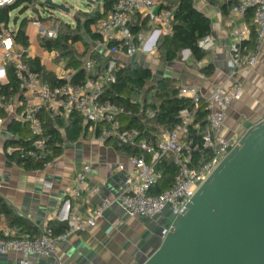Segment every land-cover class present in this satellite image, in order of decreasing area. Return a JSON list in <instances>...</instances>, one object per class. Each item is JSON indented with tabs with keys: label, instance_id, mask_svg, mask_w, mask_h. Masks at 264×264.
Masks as SVG:
<instances>
[{
	"label": "built area",
	"instance_id": "2783aa9c",
	"mask_svg": "<svg viewBox=\"0 0 264 264\" xmlns=\"http://www.w3.org/2000/svg\"><path fill=\"white\" fill-rule=\"evenodd\" d=\"M16 1L0 0V8L11 6ZM87 1L92 6L101 4V0ZM163 4L159 0L115 2L105 17L92 27L98 34V38L92 42L94 51L110 56L111 59L103 74L95 78L88 76L82 84L68 81L52 87L41 82L24 61L28 49L16 46L13 27L0 24V75L4 77L7 66L12 65L23 97L20 101H13L0 95V112L25 123L34 138L30 148L17 152L19 159L42 163L44 168H54L57 165V158L52 157L53 151L48 143L50 136L44 132V111L59 116L78 112L86 122L101 124V141L115 139L121 145L141 151V154L130 155L131 170L125 175L121 191L116 196L101 199L85 215L75 208L70 214L68 227L62 234L51 237L45 227L39 235L18 236L8 226H0V255L18 254L20 258L17 264H30L31 255L53 257L60 264L59 243L96 227L104 213L114 205H118L126 215L135 219L141 216L153 218L169 203L174 219L182 213L200 185L242 138L243 135H236L233 137L234 143L230 144L229 139L220 135L228 108L242 96V88L236 81L220 84L208 95L201 94L194 87H180L179 97L191 100L195 109L201 102L205 104L207 127L202 133L199 145L185 141L189 126L194 120V110H181L180 123L171 130L163 131L155 143H149L140 137L136 129H122L118 120L122 109L112 101L101 98L103 84L115 82L114 73L119 62L129 61L143 46L155 48L161 35L171 34L174 11L163 8ZM248 11H251L254 25V42L250 48L243 46L250 39V26L244 25L240 28L238 24ZM41 13L45 14L43 11ZM137 14L145 16L153 26L146 36H135L131 31ZM32 25L39 30V36L51 40L57 38L55 27L36 19L32 21ZM226 28L232 40L227 60L228 79H234L238 72L252 69L258 61L264 41V0H236L229 10ZM210 44L211 38L207 37L199 46L207 51ZM84 68L89 71L90 63L86 61ZM2 122L0 116V126ZM15 151V147H9L6 154ZM165 157L171 159L176 174L168 189L153 193V189L162 179V173L157 170V166ZM123 169V166H119V170ZM88 171L89 167L83 166L76 174L69 189L72 200L77 201L84 193L97 195L100 192L98 186L89 188L86 180ZM170 227L171 223L162 229V238L169 233Z\"/></svg>",
	"mask_w": 264,
	"mask_h": 264
},
{
	"label": "crops",
	"instance_id": "0c3cea01",
	"mask_svg": "<svg viewBox=\"0 0 264 264\" xmlns=\"http://www.w3.org/2000/svg\"><path fill=\"white\" fill-rule=\"evenodd\" d=\"M194 1L195 6L209 15L211 20V44L206 57L195 62L190 58L189 51L182 52L183 59L189 60L188 62L176 66H173V62L160 64L162 72L153 75L156 80L169 78L179 87H194L203 95H208L220 84L232 81L239 83L242 96L228 108L220 131L224 138L233 139L236 135H244L249 128L264 120V41L256 65L252 69L238 72L234 79H228L227 60L232 40L226 28L227 17H223L218 9L210 8L204 0ZM26 11L18 13L21 15ZM11 13L8 24L15 32L23 18L11 16ZM251 23V17L248 19L244 16L238 24L242 28ZM47 24L49 25L48 21L45 22ZM26 32L30 43L26 58H38L46 71L53 73L58 79L69 81L75 70L65 68L66 62L57 58V52L47 51L39 44H31L30 34L27 30ZM84 39L90 44V51H94L89 39L86 36ZM74 48L80 54L84 45L77 42ZM133 60L132 58L127 62ZM210 64L214 67V74L206 77L201 69ZM0 81L4 82L5 76L0 75ZM13 118L6 115L0 126V195L18 216L32 223L40 232L52 220L67 222L68 225L70 214L75 208L85 215L101 199L114 196L121 188L125 175L131 170L129 154L115 146L112 139L101 141L90 128L77 141L64 142L54 168L26 171L9 162L6 157L5 143L12 138L7 130L8 123ZM83 166L89 167L86 178L89 188L98 186L100 192L97 195L84 193L74 201L69 196V189ZM119 166L124 169L119 170ZM166 221L167 218H162L159 224H165ZM0 226H7L3 216L0 217ZM153 235L147 223L140 218H129L115 207L104 214L96 227L75 234L64 245L59 246L58 261L60 264H141L149 254L148 249H154L151 246ZM143 249L147 251V255L142 253ZM19 258L16 253H8L0 264H17ZM45 264H57V261L47 259Z\"/></svg>",
	"mask_w": 264,
	"mask_h": 264
},
{
	"label": "trees",
	"instance_id": "16d2710c",
	"mask_svg": "<svg viewBox=\"0 0 264 264\" xmlns=\"http://www.w3.org/2000/svg\"><path fill=\"white\" fill-rule=\"evenodd\" d=\"M118 0H101V4L91 6L90 11H80L73 15L74 24L63 21L55 17L50 8L42 0H17L13 5L0 8V24L9 23V14L19 9L22 13L28 9L34 12L33 18L24 17L20 20L17 30L14 32L15 43L25 48L29 46V36L26 32L27 23L33 19L41 21L43 24L49 22L48 26L55 27L57 38L54 40L38 36L40 46L47 51L57 52L58 59L64 60L65 68L75 70L69 82L73 84L84 83L86 77H97L106 70L110 56H106L98 51H90V44L86 42L84 36L92 43L98 38V34L92 30V27L102 18L112 5ZM164 2L163 8L174 11L172 20V32L169 36H160L156 42L155 48L158 53L161 64H169L177 60L183 51L190 52V58L195 62L202 61L207 52L200 48L199 43L211 36V20L205 13L201 12L196 6L194 0H159ZM210 8L218 9L223 17H227L229 10L235 5L236 0H204ZM47 12L44 17L40 12ZM248 19L251 17V11L245 15ZM17 17H15L16 19ZM153 26L149 24L145 16L136 15L131 31L135 36L149 33ZM251 36L249 41L243 44L244 47H251L254 42V25L251 23ZM77 42L84 45L82 53H78L74 48ZM27 67L34 72L41 82L50 86H60L68 81L58 79L51 72L46 71L39 63L38 58H24ZM90 63V70L84 68L85 62ZM206 76L214 74V67L210 64L201 69ZM114 83H104L102 86L101 98L110 100L122 109L118 115V120L122 129H136L140 137L146 139L149 143H155L158 136L165 130L175 128L181 121L180 111L183 109L194 110V120L189 126L188 134L185 137L187 143L199 145L203 131L207 127L205 104L201 102L195 109L191 100L179 97L180 87L169 78L157 79L152 82L153 72L150 68L134 62H119L118 69L114 73ZM148 83L151 85L147 86ZM145 88L146 93H143ZM0 95L13 101H20L22 89L14 75L12 65L7 66L5 71V81H0ZM2 118L6 113L0 112ZM42 117L46 121L44 127L45 134L50 136L49 147L53 151L52 157L58 158L63 149L64 142H75L85 135L90 128H93L97 138L100 136L101 124H92L86 122L78 112H70L65 117L44 111ZM8 133L12 137L5 143V150L9 147H15L17 151L6 154L9 162L15 163L26 171H37L44 169L42 163L31 162L29 160L19 159L17 152L28 149L32 146L34 138L32 137L27 125L15 118L8 123ZM111 140V139H107ZM115 146L126 151L129 156L141 154V151L131 149L121 145L117 140ZM161 171L162 179L153 189V193H159L168 189L176 174L171 159L165 157L157 166ZM3 216L6 224L17 235L30 234L39 235L38 230L32 223L18 216L14 210L7 204L0 195V217ZM67 222L49 221L47 223V234L56 237L66 231Z\"/></svg>",
	"mask_w": 264,
	"mask_h": 264
},
{
	"label": "water",
	"instance_id": "95a60500",
	"mask_svg": "<svg viewBox=\"0 0 264 264\" xmlns=\"http://www.w3.org/2000/svg\"><path fill=\"white\" fill-rule=\"evenodd\" d=\"M170 223L164 238L154 233V249L141 264H264V120L246 131ZM170 223L160 224L161 231Z\"/></svg>",
	"mask_w": 264,
	"mask_h": 264
},
{
	"label": "rangeland",
	"instance_id": "374dc122",
	"mask_svg": "<svg viewBox=\"0 0 264 264\" xmlns=\"http://www.w3.org/2000/svg\"><path fill=\"white\" fill-rule=\"evenodd\" d=\"M44 2H46L47 0H42ZM51 3L53 4H58V5H65V7L69 8L70 9V12L67 13V12H64V11H61V10H54L52 9L51 12L53 13V15L55 17H59L61 18L63 21L65 22H68L70 24H74V17L73 15H75L76 13H79L80 11H89L90 7L92 6L91 3H88L87 0H49ZM85 4L87 5L86 8H84L82 5ZM204 7V6H203ZM19 9L17 10H14L12 13H11V16H15V15H18L19 16V19H22L24 17H28V18H32L34 16V12L32 10H28L26 11L25 13L21 14L18 13ZM40 14L44 17L48 16L47 15V12H45V14H42L40 12ZM26 30L28 31V33L30 34V41H31V44H39V41H38V36H39V30L37 28H35L33 25H32V21H29L27 23V26H26ZM144 36H146L147 34L144 33L143 34ZM40 45V44H39ZM142 53H137L133 56V62L136 63V64H140V65H143V66H148V67H151V71L155 74V73H161L162 71V68L159 66L161 63L159 62V58H158V53L156 51V48H150L148 49V46L146 47H142L141 49ZM183 54H181V56L175 60L173 63L175 65L173 66H176V65H179L180 63H184L186 60L183 59ZM189 61V60H188ZM187 61V62H188ZM151 85V83H148L147 86ZM230 141V144L234 143V139H229ZM124 181V179H123ZM122 186H123V183L121 185V188L119 189V191L114 195L116 196L122 189ZM119 208L120 207L118 205H114L113 207H111L110 209H108L106 212L110 211L112 208ZM121 210V209H120ZM105 212V213H106ZM104 213V214H105ZM128 216V215H127ZM129 217V216H128ZM173 214H172V210H171V204H166L162 211L156 215L155 217L153 218H148V217H144V216H141L139 217L142 221H144L145 223L148 224V227L150 229V231L152 233H160L162 232L161 231V225L159 224L160 223V220L162 218H167V221L165 224L167 223H170V221L173 219ZM130 218V217H129ZM69 239L65 240V241H61L59 243V246H62L64 245ZM155 246V245H154ZM148 253H150L152 250L151 249H148ZM147 251H143L142 253H145L146 254ZM147 255V254H146ZM5 255H1L0 256V262H1V259L4 258ZM148 256V255H147ZM146 256V257H147ZM146 257L144 258V260L146 259ZM47 259H50V260H54L56 262V260L53 258V257H48V258H44V257H39L37 255H31L29 257V261H30V264H45L46 263V260Z\"/></svg>",
	"mask_w": 264,
	"mask_h": 264
},
{
	"label": "flooded vegetation",
	"instance_id": "af4514ba",
	"mask_svg": "<svg viewBox=\"0 0 264 264\" xmlns=\"http://www.w3.org/2000/svg\"><path fill=\"white\" fill-rule=\"evenodd\" d=\"M155 237H156V236H155ZM151 246H154V243H152V244H151ZM145 248H148V246H147V247H145ZM143 251H145V249H143Z\"/></svg>",
	"mask_w": 264,
	"mask_h": 264
}]
</instances>
